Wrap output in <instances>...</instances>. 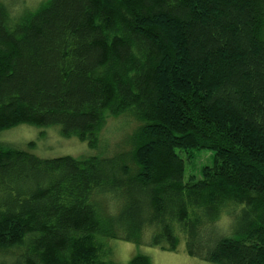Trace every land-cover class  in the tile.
Wrapping results in <instances>:
<instances>
[{
    "label": "trees",
    "instance_id": "1",
    "mask_svg": "<svg viewBox=\"0 0 264 264\" xmlns=\"http://www.w3.org/2000/svg\"><path fill=\"white\" fill-rule=\"evenodd\" d=\"M121 117L111 156L0 143V264H115L110 240L264 264V0L0 2V134L104 149ZM196 151L212 164L185 181Z\"/></svg>",
    "mask_w": 264,
    "mask_h": 264
},
{
    "label": "rangeland",
    "instance_id": "2",
    "mask_svg": "<svg viewBox=\"0 0 264 264\" xmlns=\"http://www.w3.org/2000/svg\"><path fill=\"white\" fill-rule=\"evenodd\" d=\"M44 0H0L6 6L12 8L16 13L24 8H35ZM137 126L131 119L123 117L119 119L110 118L103 132L105 148L91 149L87 143L77 137L65 138L62 136L60 127L36 128L29 125H21L0 134V143L14 146L22 150H28L42 158H56L61 156H72L82 158L88 156H111L107 151L110 147L123 144L128 134ZM33 143L32 149L28 145ZM186 161L185 181L192 176L201 178V171L204 166L212 164L213 152L196 151L195 160L189 161L183 154ZM113 247L115 264H129L137 254H144L151 258L152 264H209L199 259L190 257L186 253L185 242H182L178 251L168 252L157 247L136 246L121 240H110Z\"/></svg>",
    "mask_w": 264,
    "mask_h": 264
}]
</instances>
